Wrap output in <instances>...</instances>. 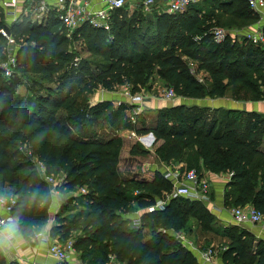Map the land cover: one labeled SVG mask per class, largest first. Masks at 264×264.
<instances>
[{
	"label": "trees",
	"instance_id": "trees-1",
	"mask_svg": "<svg viewBox=\"0 0 264 264\" xmlns=\"http://www.w3.org/2000/svg\"><path fill=\"white\" fill-rule=\"evenodd\" d=\"M120 9L112 12L109 30L83 24L72 37L52 9L45 19L23 14L10 24L0 11V42L8 43L1 32L8 26L20 45L17 68L24 72L52 80L71 61L66 45L72 40L82 39L90 55L100 60L81 62L79 71L86 80L80 88L73 92L64 82L47 84L34 106L22 107L12 84L0 83V194L16 196L12 214L19 215L22 234L33 235L51 216L52 186L36 168L35 157L46 166V174L64 178L59 189L67 201L61 203L51 236L62 242L73 239L90 264H107L111 254L126 264H198L195 251L180 244L173 233L190 216L202 229L199 234H219L220 242L225 240L220 247L224 263L264 264V241L236 225L226 226L221 234L213 212L207 206L195 208L203 202L177 196L168 198L164 209L148 210L173 189L162 171L152 180H141L124 177L114 165L123 141L118 131L153 132L163 140L158 148L162 161H183L186 169L202 172H230L225 203H249L264 212L262 113L227 108L211 115L208 107L190 112L180 104L160 109L154 125L139 127L127 116L126 103L116 108L109 99L96 104L86 100L100 87L113 91L127 82L146 84L155 73L188 99L224 96L233 86L251 99L263 98L264 42L256 44L241 35L239 43L229 33L222 41L213 36L214 26L247 27L258 13L248 0H203L177 13L155 7L149 12L140 5L123 19L117 16ZM177 50L200 61L199 70L210 73L209 83L191 72ZM148 152L139 142L130 149L133 155ZM82 187L86 192L68 195ZM37 190L47 203L21 207ZM139 210L140 223L135 225L133 214ZM160 223L173 231H157ZM147 228L151 236L145 238ZM0 264H8L2 253Z\"/></svg>",
	"mask_w": 264,
	"mask_h": 264
},
{
	"label": "rangeland",
	"instance_id": "rangeland-1",
	"mask_svg": "<svg viewBox=\"0 0 264 264\" xmlns=\"http://www.w3.org/2000/svg\"><path fill=\"white\" fill-rule=\"evenodd\" d=\"M35 5H36V3H35ZM154 7H155V5H154ZM132 8L133 7H131L130 3L128 1H126V4L117 12L118 18L123 19L125 17L126 13L127 14L132 13L133 12ZM33 10H34V13L32 15L33 18L38 19L36 16L37 15L36 14L37 13V5L33 8ZM0 11L3 12L4 15H6V12H8V11H6V8H4V7L0 8ZM257 16H258V14H257ZM11 22L12 21H10V22L7 21V24H10ZM250 23L251 24L249 25L248 28H250V27L252 29L257 28V29H261L264 31V15H263V17L262 16L261 17H254V19H252ZM215 27H223V26L218 25V26H214V28ZM242 29L243 28L241 27L238 29V31H236L234 29H228V28L226 30L228 31L230 37L233 38V41L236 40V41H239V43H240L241 42V35H239L237 33L242 31ZM2 34H3V32H2ZM0 43H1L0 44L1 45L0 56H3V57L5 56L3 59H5L9 54H13V53L17 52L18 49L20 48V45L18 43H16L15 41H13V42L8 41V43L6 41H3ZM64 46H65V44L63 45V47ZM66 47H67L66 49L70 52V54H72L71 61L68 64H66L62 69L57 71L54 74L52 80L49 77H44L42 74L34 73V72H24L20 68L19 69L17 68V70H19V71L14 73V75H12L10 77H6L0 70V83L6 82L8 85L10 83L12 84L11 89L13 90V92L17 93L18 96L22 98L21 103H20V104H23V105H21L22 107H26V105L27 106L28 105L34 106L36 103L35 102L36 98L38 97L39 94L45 92V87L47 86V84H53L55 86L56 84H58V82L59 83L64 82L66 85L65 87L68 88V86L71 85L73 88V92H74L76 89L80 88L82 86L83 81L86 80V78L79 71V67H80L81 62L84 59H91V60L92 59L99 60V59L97 57L90 55V53L87 51V48L84 45V42L82 39L72 40V42L67 43ZM177 53L179 54V56L183 60H186L190 64H191V62H193L195 64V66L198 68V65L200 63V61L198 59H195L193 57H189V56L183 54L182 50H177ZM209 76H210V73L207 70H202V72H200V74H199V77L203 78L204 81L208 82V83H209ZM169 87H174V86L172 84H170L169 81L166 80L164 77L155 73L150 78V81L147 82L146 84L136 85L132 82H127L124 85L118 86L117 89L113 90V91L105 90V89L100 87V88L94 90L93 93H91L90 95L87 94L88 97H86V100L88 99V101L90 103L96 104L99 101L109 99L114 103V106L116 108L119 107L120 105H125V103H126V105L128 106V110L126 112L127 116H130L131 114H133L135 110L139 111L136 121L132 122L133 125L139 126V127L142 125H145V124L154 125L158 120L159 110L162 108H165V107L173 106V105L185 104V105H187V107L189 106V108H187L188 110L191 109L190 112H195V111L201 110L202 107H208L209 111H210V112L208 111V113L211 115H213V113H215L216 111H218L219 114H222V113H224L225 109H227V108L240 109V110L246 111V103L248 101H256L257 103H260V104L262 103V105H264L263 104L264 103V97L259 99V100L251 99L242 93L240 94V91H236L238 89L236 86L230 87V90L224 96H220V97L206 96V97H203L200 99L185 98L182 95H180L179 93H177V91H176V97L174 99H166L163 97V93ZM133 89H135V91H133ZM242 92H244V91H242ZM122 93H128L131 95L132 94H139L142 96L143 99H142V101H139V103H137V104H132V100H131L129 95L123 99L118 98V96L121 95ZM81 100L84 101V103H85V97L84 96L81 97ZM18 108H19V105H18ZM23 109H25V108H23ZM263 115H264V112H263ZM124 132H126V133L124 134ZM149 133L150 132L145 133V134L137 133V135L143 136V135H149ZM117 135L120 136L123 141H122V145H121V148H120V151L118 154L117 163H115L114 165L118 169V171L120 173H122L123 176L124 175H132V173L135 171V169H139L140 165L145 163V162H153L154 160H157V161L159 160V162H162V160L160 159L158 148L163 143V140L157 139V138L155 140L154 138L153 139L151 138L153 140V142L148 145L150 148H148V147L146 148L149 150V152L147 154H145L146 156H144V157H131L130 156L131 154L129 153L130 146L134 142H139L140 144L143 145V142H142L143 140H141L140 138L139 139L135 138L134 135H131V129H124L122 132L118 131ZM34 159H35L34 163H35L36 168L38 169L39 173L41 175H43L42 171H41V168H42L41 163L35 157H34ZM120 165H121V168H119ZM194 168H196V167H194ZM199 170H200L199 172L202 173L201 169H199ZM162 173H163V170H162ZM79 189L80 188H75L73 191L68 192V195H73V196L75 195L76 196L77 194H79L78 193ZM60 193H61L60 203L66 202L67 196L63 195L61 190H60ZM211 193H213V192H211ZM54 196L55 197L53 198V201H57V195H54ZM210 196H212V195H210ZM212 198H213V196H212ZM53 201L51 203L52 205H53ZM197 201H199V200H197ZM167 202H168V200H167ZM200 202H203V201H200ZM227 203L228 204H225V208H226L225 212L230 211V213H231V211H232L231 207H233L232 202L230 200ZM52 205H50V213L55 212L54 214L56 216L57 211H55V209H53ZM203 206H207L206 202L196 203L195 208H200ZM78 207H80V206L78 205ZM213 208L214 207L212 206V209ZM58 212H59V209H58ZM214 216L215 217L213 218L214 219L213 223H214L215 227L221 231V234L223 232V229L226 226L236 225V226H238L239 229H245L246 232L250 228L249 226L245 227L244 225L236 224L235 222H233V217L231 219L232 220L231 222H227L229 220H227V221L223 220L224 218H221L220 216L215 215V214H214ZM228 216H230V215H228ZM189 218H190L189 222L186 223V225L181 226V228L175 232L173 230H170V227H165L161 223H160L159 227L156 228V230L161 231V232H167L166 230L173 231V233L175 234V239H177L179 242H181V241L178 239V237H176V234L180 233V234L186 236L189 240L193 239L194 241H196L195 243H197L198 245H202V246L206 245L205 241L208 238H212L213 242L210 243V245H208V246H212L215 249L214 255L216 257H220V252H221L220 247L222 245H224L223 242L225 240H223V242H220L219 239L221 236L219 234L218 235H216V234L213 235V233H210L209 235L199 234L200 231L202 233V229L196 226L197 220L193 216H190ZM41 227L36 228V231L34 233H36L38 230H40ZM144 231H145L144 232L145 238H148L151 236L149 233V231H151V228H147ZM180 244L183 245L182 242ZM185 247H187V246H185ZM198 264H204V263H203V261H201V259H198Z\"/></svg>",
	"mask_w": 264,
	"mask_h": 264
},
{
	"label": "built area",
	"instance_id": "built-area-1",
	"mask_svg": "<svg viewBox=\"0 0 264 264\" xmlns=\"http://www.w3.org/2000/svg\"><path fill=\"white\" fill-rule=\"evenodd\" d=\"M127 0H102V3L96 7L92 4V0H40L37 7V18L39 20L45 19L50 13L51 9L56 12V15L61 20L62 24L67 30V36L72 37L74 31L82 26L83 24H90L95 28H104L109 30L111 27V15L116 9L122 8L126 4ZM158 0H143L142 4L146 11H151L152 7L157 3ZM169 13H177L185 11L190 5L199 3L203 0H161ZM1 5L12 12L15 15V10L18 7L19 0H0ZM248 3L252 9L259 13L262 17L264 15V0H248ZM17 20L14 16V21ZM6 39L13 42L14 39L11 35L2 30ZM214 39L222 41L228 31L222 27H215L213 29ZM245 35L249 40L258 44L264 42V31L261 29H249L246 30ZM190 70L198 77L200 81H204L203 78L199 77L197 67L191 62ZM18 57L17 53L9 54L5 59L0 61V68L6 77H10L17 72ZM132 100V103L137 104L142 101V96L139 94H128ZM163 97L166 99H174L176 97V91L173 87L167 88ZM140 110V109H139ZM139 111L135 110L130 115L132 122L137 119ZM133 135H136V131H132ZM38 159V158H36ZM41 163V162H40ZM41 171L43 172L44 179L52 186V191L57 197L61 196L59 186L63 183V176H55L46 174V166L41 163ZM164 177L169 179L173 185V189L168 193L167 198L184 196L192 200H199L203 202L210 201L211 183L210 179L206 174L200 173L196 168L186 169L184 171L177 166H166L164 168ZM208 171L207 173H209ZM79 192H86V188L82 187ZM7 196V195H5ZM12 199L2 209L4 214H0V217H6L12 214V207L16 204V196H11ZM166 199H158L157 202L150 207L148 210L164 209L167 206ZM135 225L140 222V212L137 211ZM232 217L237 224H243L250 222L253 224H260L264 227V212L256 208L253 204H245L235 206L232 209ZM165 230V229H164ZM44 235L43 238L48 243L49 252L56 256L59 260H66L70 253L76 251L73 239L67 241H60L57 238L52 237L50 234L39 233ZM176 237L183 243V246L194 248L192 242H190L186 236L182 234H176ZM186 237V238H185ZM2 251H0L1 253ZM199 256L202 257L204 263L211 261L215 254V249L210 246L203 251H199ZM107 264H126L122 260L118 259L116 255H109Z\"/></svg>",
	"mask_w": 264,
	"mask_h": 264
},
{
	"label": "crops",
	"instance_id": "crops-1",
	"mask_svg": "<svg viewBox=\"0 0 264 264\" xmlns=\"http://www.w3.org/2000/svg\"><path fill=\"white\" fill-rule=\"evenodd\" d=\"M49 1L53 2V0H49ZM127 1L130 3L131 7H133L132 8L133 11L138 6H140V5L143 6V4H142L143 0H127ZM35 3L38 7L40 0H19L18 7L15 10L16 11L15 15L12 12L8 11V12H6L5 19L9 22L10 21L13 22L14 16L16 17V19H19L21 17V15H23V14L33 15V13H34L33 8L36 6ZM101 3H102V0H92V4L95 5L96 7H98ZM0 8H3L1 3H0ZM153 8H154V6L152 7V9ZM143 9H144V7H143ZM155 9L158 11H161V12H168L166 10L165 4L161 0L157 1V3L155 4ZM6 11H7V9H6ZM258 17H261V15L259 13H258ZM248 27L249 26L243 27L242 31L239 30L240 32L237 34L243 35V33L246 30L252 29L251 27L250 28H248ZM222 28L234 29V30L238 31V29L240 27L223 26ZM189 65H190V63H189ZM197 72L199 75L200 72H202V70H199V68H197ZM127 96H128V93H122L121 95L118 96V98L123 99ZM246 110L247 111H258V112L263 114L264 105H262V103L261 104L257 103L256 101H248L246 103ZM122 131L123 130H121V132ZM132 131H134V130L131 129V135H133ZM125 133L126 132H124V134ZM134 136H135V138H138V139L140 138L141 140H143L142 142H143V145L145 146V148H147V147L150 148L148 145L151 144L153 142V140L149 137V135H143V136L134 135ZM154 139L156 140V136ZM132 145L129 148V153H130V149H131ZM261 150L264 151V139H263V143L261 145ZM130 156L131 157H144L146 155H133V154H131ZM166 166H177V167L181 168L182 171H184L186 169V163L183 161L176 160V161H171L169 163H167V162L165 163L164 161L159 162V160L158 161L154 160L153 162H145V163L141 164L139 169H135V171L132 173V175H124V177L137 178V179H141V180H143V179L152 180V179H154L157 171L163 170V173H164V170H165L164 168ZM119 168H121V165ZM207 172H208V170L205 169L203 171V174H206L207 177L210 179L211 192H213V193H210V195H212L213 198H212V196H210L211 197L210 201L206 202L207 207H208V209H210L213 212V214L218 215L221 218H224L223 220H226V221L229 220L227 222H231L232 221L231 220L232 219V213H230V211L225 212L226 211L225 210L226 209L225 208V204H226L225 203V193L227 190V188H226L227 183L231 180L232 174L230 172H218V173H215V172L207 173ZM60 206H61L60 197H57V201H53L52 207H53V209H55V211L58 212V209L60 208ZM212 206L214 207L213 208L214 210L212 209ZM234 207L235 206H233L231 208L233 209ZM142 210H139V212L141 213ZM54 213L55 212L51 213L49 221L45 225H43L41 227V229L38 230L36 233H34L33 235H31L29 237H26L21 232L19 238L14 242V244L11 247H9L6 250H3L1 252L5 256L8 264H90V263H88L87 260H85L82 257L81 252L78 250L70 253L69 257L66 260H59L56 256H54L52 253L49 252L48 243L43 238L44 235H40L39 233L41 232V233L51 235V228L57 223V218H56ZM0 214H4V211L2 209H0ZM135 214H134V216H137L136 212H135ZM228 215H230V216H228ZM233 222H235L234 219H233ZM239 225H244L245 227L249 226L250 228L248 231L255 235L256 240H258V241L263 240L264 241V227H262L260 224H253L250 222H246V223L239 224ZM189 241L192 242V244L194 245L193 250L198 255V258L201 259V261H203L202 257L199 256L198 252L207 249L208 247H210V246H208L210 244L202 246V245H198L197 243H195L196 241H194L193 239H190ZM203 263H204V261H203ZM204 264H226V263H224L220 257H216L214 255L213 258L211 259V261L205 262Z\"/></svg>",
	"mask_w": 264,
	"mask_h": 264
},
{
	"label": "clouds",
	"instance_id": "clouds-1",
	"mask_svg": "<svg viewBox=\"0 0 264 264\" xmlns=\"http://www.w3.org/2000/svg\"><path fill=\"white\" fill-rule=\"evenodd\" d=\"M11 199V194H9L8 196L0 194V209H3ZM29 203H39L43 206L45 203H47V200L37 190L28 194V196L21 204V207ZM20 223V217L18 214L0 217V251L6 250L7 248L11 247L19 238L22 232Z\"/></svg>",
	"mask_w": 264,
	"mask_h": 264
},
{
	"label": "water",
	"instance_id": "water-1",
	"mask_svg": "<svg viewBox=\"0 0 264 264\" xmlns=\"http://www.w3.org/2000/svg\"><path fill=\"white\" fill-rule=\"evenodd\" d=\"M5 31L9 33V27L8 26H6ZM149 137L152 138V139L155 138L154 133L153 132H150L149 133Z\"/></svg>",
	"mask_w": 264,
	"mask_h": 264
}]
</instances>
